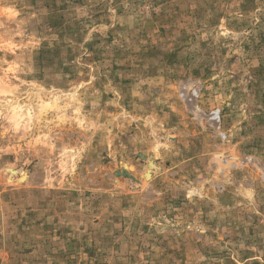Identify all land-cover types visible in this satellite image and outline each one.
<instances>
[{"label": "rangeland", "instance_id": "obj_1", "mask_svg": "<svg viewBox=\"0 0 264 264\" xmlns=\"http://www.w3.org/2000/svg\"><path fill=\"white\" fill-rule=\"evenodd\" d=\"M0 264H264V0H0Z\"/></svg>", "mask_w": 264, "mask_h": 264}, {"label": "bare ground", "instance_id": "obj_2", "mask_svg": "<svg viewBox=\"0 0 264 264\" xmlns=\"http://www.w3.org/2000/svg\"><path fill=\"white\" fill-rule=\"evenodd\" d=\"M10 171L14 172V170H13V169H11Z\"/></svg>", "mask_w": 264, "mask_h": 264}]
</instances>
